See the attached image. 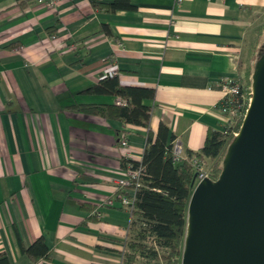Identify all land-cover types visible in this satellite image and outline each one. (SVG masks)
Masks as SVG:
<instances>
[{
	"label": "crops",
	"instance_id": "crops-1",
	"mask_svg": "<svg viewBox=\"0 0 264 264\" xmlns=\"http://www.w3.org/2000/svg\"><path fill=\"white\" fill-rule=\"evenodd\" d=\"M91 1L112 0H0V254L8 264H121L130 213L103 201L123 174L121 159L140 160L145 129L76 110L115 103L84 91L113 71L120 85L153 89L143 100L148 128L164 123L186 156L207 130H221V80L237 76L264 25V0H129L133 9L114 11ZM38 238L47 258L33 262L23 249Z\"/></svg>",
	"mask_w": 264,
	"mask_h": 264
},
{
	"label": "trees",
	"instance_id": "trees-1",
	"mask_svg": "<svg viewBox=\"0 0 264 264\" xmlns=\"http://www.w3.org/2000/svg\"><path fill=\"white\" fill-rule=\"evenodd\" d=\"M19 4L25 6L26 1ZM91 6L106 11L133 9L129 0H112L109 3L91 1ZM102 30L108 34L106 27H102ZM262 31L264 25L255 29V38L247 57L238 67L236 78L245 92H250L255 60L264 52V48L258 45ZM84 92L111 95L124 100L125 104L76 105V110L145 129V144L140 160L120 161L122 169L128 165L134 169H143V173L131 184L134 189V209L130 212V236L126 242L127 250L122 254L121 264H136L138 259L142 258H151L156 264H179L186 233V206L194 187V172L188 162L172 161L170 143L167 142L173 139V135L164 123H158L154 134L148 128L150 106L144 104L143 100H153V89L120 85L116 76L108 75ZM245 107L241 108L242 114ZM242 118L241 115L236 120L235 130H238ZM232 138L231 135L226 136L220 131L207 130L201 148L187 154L211 161L207 176L214 180L221 169L220 159ZM136 181L138 185H135ZM157 249L164 251L158 253ZM23 252L33 262L47 258V249L40 238L24 248ZM0 264H8L3 254H0Z\"/></svg>",
	"mask_w": 264,
	"mask_h": 264
},
{
	"label": "water",
	"instance_id": "water-1",
	"mask_svg": "<svg viewBox=\"0 0 264 264\" xmlns=\"http://www.w3.org/2000/svg\"><path fill=\"white\" fill-rule=\"evenodd\" d=\"M250 89L216 179L192 188L179 264H264V52Z\"/></svg>",
	"mask_w": 264,
	"mask_h": 264
},
{
	"label": "built area",
	"instance_id": "built-area-1",
	"mask_svg": "<svg viewBox=\"0 0 264 264\" xmlns=\"http://www.w3.org/2000/svg\"><path fill=\"white\" fill-rule=\"evenodd\" d=\"M38 2H44L46 6L51 7L53 0H37ZM179 0H175L177 3ZM113 71L110 76H115ZM222 92L221 97L217 103L218 113L223 117V125L220 132L225 133L226 136L234 137L238 130L234 129V125L238 117L245 114L247 105L250 100V92H245L243 86L239 83L236 77L224 78L221 80ZM116 104L124 105V100L120 98L115 99ZM246 106V107H245ZM244 108L243 114L241 113V108ZM121 147H125V138L120 139ZM170 150L173 162L186 161L191 166L194 172L193 186L207 176V171L205 169V162L202 158L195 157L194 155L183 156L181 154V148L178 143L172 139L170 141ZM143 173V169L131 168L129 165L127 168L123 169L122 176L116 179V188L112 197L105 199L103 204L111 205L113 200H117L119 204L124 207L129 213L134 209L133 207V196L134 189L131 187L132 181ZM138 185V182H135ZM131 191V192H130Z\"/></svg>",
	"mask_w": 264,
	"mask_h": 264
},
{
	"label": "rangeland",
	"instance_id": "rangeland-1",
	"mask_svg": "<svg viewBox=\"0 0 264 264\" xmlns=\"http://www.w3.org/2000/svg\"><path fill=\"white\" fill-rule=\"evenodd\" d=\"M258 45L259 46H261V47H263L264 48V31L262 32V34L260 35V37L258 38ZM246 54H248V47L245 49V51H244V56L246 55ZM244 56H242V57H244ZM255 57H256V53H255ZM250 95H251V89H250ZM250 101V100H249ZM125 138V137H124ZM171 141V140H170ZM125 145H126V138H125ZM124 148V147H123ZM222 157H223V155H222ZM222 157H221V159H220V161L222 160ZM206 161H205V169H206V171H208V169L210 168V166H211V164H212V162L211 161H209L208 159H205ZM220 163V162H219ZM131 192V191H130ZM157 251H158V253H160V252H162V251H164V250H162V249H157ZM159 261V260H158ZM136 264H156V262L155 261H153L151 258H142V259H138V262L136 263ZM159 264H160V262H159Z\"/></svg>",
	"mask_w": 264,
	"mask_h": 264
}]
</instances>
